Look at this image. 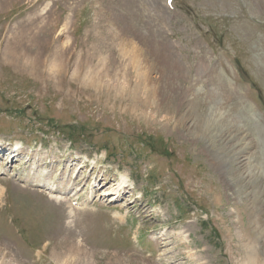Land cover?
<instances>
[{"label": "rangeland", "instance_id": "374dc122", "mask_svg": "<svg viewBox=\"0 0 264 264\" xmlns=\"http://www.w3.org/2000/svg\"><path fill=\"white\" fill-rule=\"evenodd\" d=\"M200 62L205 87L222 74L256 110V176L231 131L215 138L232 158L219 172L214 136L195 143L177 124L208 114L205 93L178 105ZM14 142L19 157L0 154V264H264V0H0V144ZM123 175L118 200L100 194ZM69 176L78 190L54 194Z\"/></svg>", "mask_w": 264, "mask_h": 264}, {"label": "bare ground", "instance_id": "6f19581e", "mask_svg": "<svg viewBox=\"0 0 264 264\" xmlns=\"http://www.w3.org/2000/svg\"><path fill=\"white\" fill-rule=\"evenodd\" d=\"M162 47H164V46H162ZM133 51H135V50L133 49ZM121 53H122L123 57H126V56L131 57V65L135 69V72L133 75L131 74L132 71L127 72L126 75L131 74V76L134 77V79L136 80L137 84L138 83L142 84V82L144 84L145 80L150 81V77L148 75H146L147 72L145 71L143 74L142 71L139 69V66H138L139 60L137 59L138 57H135L136 54H138V53H136V51L133 54L132 52H128L127 50L121 48ZM132 55H134V56H132ZM160 63H161V61H160ZM196 67H197V70L195 72H197V74H196L197 79H194V77H193V79H194L193 82L195 84H194L193 88L191 87L192 90H190V91H189V89H187L188 91L185 90L186 92H184V95L186 97H183L184 95L183 94L181 95L179 92L178 93L174 92L169 97L176 99L177 96H179V94H180V96L178 98L179 99L178 105H179V109H181V104H183L184 102L188 101L187 103H189L190 105H191V103L193 104L192 100L190 99L193 94H191V96H188V94L191 91H194L195 93H197L198 99H199L198 101H200L202 99V93H205V96L208 99V114L206 113V115H204L203 113H201V115L199 116L196 113V111H194V109H189L185 113L184 112L182 113L180 120H179V122H177V124L181 127L180 129L183 128L184 130H186L188 132V134L193 138L192 140H194L195 143H199L201 139L207 140L206 138L210 139L214 136L213 140H207V141L209 143L214 141L213 144H210V146L212 148L211 157H212V160H214L213 163L215 165L214 164L213 165L216 166V169L219 172H223V171L226 172L227 171V165L230 162V160H232V158H230V157L227 158L224 155V153H222V151L225 149V147H222L223 143L221 141L216 142L215 138L217 136L221 137L225 133V131H231L232 138H231L230 143L232 144V148H233L232 151L237 152V155L240 156V160H241V164H242L241 167L243 168V170L250 175L253 174L254 176H256V170L259 167L258 166V160L256 158L258 155H256V150H255V146H254L255 141L251 140V137H250L251 135L249 133V131L251 133L254 132V134L256 132L255 126H254L256 124V122L253 119L256 116V110L254 109V107L252 105H250V104L245 105L241 100L236 99L237 96L234 94V90L231 87H229V82H228V84H227V82L225 83V81H224L225 78L224 79L222 78V74H220L217 71V69H215L213 71L215 73L218 72V74H220V75L213 76V78L210 79V82L208 81L210 83L209 87H205V85H203V84H204V77H206V76H204V73H206V69H205L206 67H204V64H202L201 62L199 64H197ZM213 71H212V73H213ZM165 78H166V75H165ZM206 82H207V80H206ZM148 91H149V89H148ZM182 93H183V91H182ZM145 95H147L146 98H149L148 96L150 94L147 91H145ZM187 97L189 98L188 100H187ZM222 97L229 98L228 100H229V103L231 104V108L225 109V107H224L225 104H224V100H222ZM201 102H203V101L201 100ZM177 111H179V110H177ZM175 115L176 114H174V116ZM189 121H192V123H194L193 126H191V125H190V127L187 126ZM167 125H169V124H167ZM176 129H178V128H176ZM12 149H13L12 153L15 154L13 156L9 155L7 153H5V154L1 153V155L5 156V159H7L8 156H12L13 158L11 159V162H13L15 160L14 157L16 155H17V157H19L20 151H21L20 149H18V145H13ZM9 158H11V157H9ZM81 165L82 166L80 168V171H79L76 179L82 175L81 174L82 170L84 168H87V166L84 165V162H82ZM96 166H97V164L94 166V168ZM39 178H43V176L39 175ZM256 180H258V179H256ZM65 181L66 182L63 183L64 180H61L62 183L59 184L56 191L62 190L63 194L68 196L72 192L78 190V187H80V186H76L75 182H73L72 186L67 185L71 181L70 176ZM41 182H37L35 185L40 186ZM128 183H129L128 177L123 175L119 182H117V183L113 182L112 185H110L111 187L109 189L106 188L107 190L103 193H100V194L102 196L113 195L112 196L113 199L118 200L121 197L122 193L124 194L125 193L124 191L127 190L128 188H130ZM102 185L103 186H101V187L107 186V184L105 182H103ZM98 188H100V187H98ZM51 191L53 192L54 190L52 189ZM53 193L55 194V192H53ZM138 211H139L138 213L140 215H144V214L146 215L147 214L144 206H141L140 210L138 209ZM11 248H10V250H11ZM7 249L9 250V248H7Z\"/></svg>", "mask_w": 264, "mask_h": 264}]
</instances>
